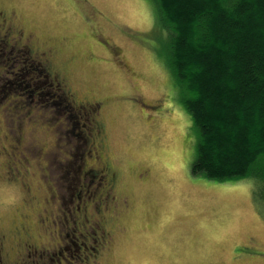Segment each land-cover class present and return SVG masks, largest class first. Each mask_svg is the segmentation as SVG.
<instances>
[{
  "label": "rangeland",
  "instance_id": "rangeland-1",
  "mask_svg": "<svg viewBox=\"0 0 264 264\" xmlns=\"http://www.w3.org/2000/svg\"><path fill=\"white\" fill-rule=\"evenodd\" d=\"M1 11L17 26L0 16L4 245L29 238L40 245L29 257L47 248L50 264H264L257 178L192 170L199 132L165 62L154 0H0ZM20 29L25 53H10ZM50 78L81 107L44 96L23 105L17 85L48 94ZM102 151L117 169L111 186L94 170Z\"/></svg>",
  "mask_w": 264,
  "mask_h": 264
},
{
  "label": "trees",
  "instance_id": "trees-1",
  "mask_svg": "<svg viewBox=\"0 0 264 264\" xmlns=\"http://www.w3.org/2000/svg\"><path fill=\"white\" fill-rule=\"evenodd\" d=\"M154 1L158 21L167 29L165 62L199 132L192 170L218 180L251 175L257 178L256 190L264 188V0ZM37 76L33 70L30 78ZM51 79L48 94L35 81L17 85L26 92L23 105L32 106L36 96V101L44 96L50 103L61 98L78 105ZM43 104L46 110L49 103ZM17 166V160L10 165L15 175ZM24 239L4 247L1 239L3 257L13 252L23 264H50L53 252L42 248L43 255L32 259L28 248L37 242Z\"/></svg>",
  "mask_w": 264,
  "mask_h": 264
},
{
  "label": "flooded vegetation",
  "instance_id": "flooded-vegetation-1",
  "mask_svg": "<svg viewBox=\"0 0 264 264\" xmlns=\"http://www.w3.org/2000/svg\"><path fill=\"white\" fill-rule=\"evenodd\" d=\"M0 16H3V18H2V20L4 21V22H6V24H7V26L9 27V28H16L17 29V26H15L14 25V22L12 21V20H9L8 21V18H7V16H5V13H4V11H1V13H0ZM5 24H3V23H0V34L2 33L3 34V31H2V29H5V26H4ZM4 34H7V31H6V33H5V31H4ZM8 35V34H7ZM4 36H6V35H4ZM18 38L16 37L15 39V44H13L12 45V48H11V51H10V53H13L14 51H19V53H25V49L23 50L22 49V45H25V43H22L21 44V46L22 47H20L19 46V43H20V41H21V38H24L23 37V31L20 29L19 31H18ZM7 37V36H6ZM4 38V37H3ZM0 40H2L1 38H0ZM6 44V42L4 43V45ZM25 47L29 50V51H34V52H37V48H35L34 46H33V44L32 43H27L26 45H25ZM48 51V50H47ZM49 51L51 52V53H53V49H49ZM18 53V54H19ZM46 53V51L44 50L41 54L43 55V54H45ZM48 62H50V61H48ZM53 63V62H52ZM54 65V64H53ZM50 66H52L51 65V62H50ZM53 67V66H52ZM56 67V66H55ZM55 67H54V74L56 75V77H59V71H57L56 69H55ZM64 76V75H63ZM61 85V84H60ZM74 101L76 102V104H78L80 101H77L76 99H74ZM87 103V102H86ZM89 106H91L90 105V103H87ZM79 105V104H78ZM79 107H81L80 105H79ZM83 107H84V105H83ZM100 107V103H98V106H92L91 108L94 110V109H97V108H99ZM99 124H100V127H102L101 129H100V131L101 132H103V126L101 125L102 123L101 122H99ZM102 154H104L103 153V151H102ZM94 170H96L97 172L96 173H99L100 175H102V174H104L105 175V180L107 181V183L111 186V185H113L114 184V182L116 181V178H117V169H116V167H113L112 165H111V162L109 161V159H108V156L106 155V153L104 154V156L102 155V160H101V163L94 169ZM109 192V194L111 193V191H108ZM115 196H113L112 195V198H111V200L113 199H115L114 198ZM125 201V203H124V210L126 211L127 210V208H129V206H130V204H127V201L126 200H124ZM114 202H116V201H114ZM4 234H0V240H1V243H2V246L4 247V242H3V238H4ZM252 238V237H251ZM244 244H246V243H244ZM251 245H253L252 244V242L250 243ZM250 244H248V245H250ZM33 247V246H32ZM255 247V246H254ZM34 249H38L37 248V246L35 245L34 247H33ZM28 256H29V253L27 254ZM4 258H6L7 259V256L5 257H3V252L0 250V264H23L22 262H17V261H15V263H9V262H7V261H5V259ZM25 263V262H24Z\"/></svg>",
  "mask_w": 264,
  "mask_h": 264
}]
</instances>
